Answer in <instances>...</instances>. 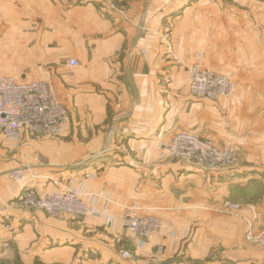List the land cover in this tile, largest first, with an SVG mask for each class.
I'll use <instances>...</instances> for the list:
<instances>
[{
	"label": "crops",
	"instance_id": "crops-1",
	"mask_svg": "<svg viewBox=\"0 0 264 264\" xmlns=\"http://www.w3.org/2000/svg\"><path fill=\"white\" fill-rule=\"evenodd\" d=\"M113 1L116 11L108 0H0L15 16L11 27L0 23L1 43L14 48L5 58L20 64L0 73L47 82L68 114L61 134L25 137L13 158L0 154V250L10 247L22 264H189L184 257L216 249L245 256V218L263 205L237 215L220 208L246 178L164 159L161 150L181 131L220 143L243 136L235 105L195 97L188 69L200 48L213 70L226 61L224 47L262 62L264 0ZM19 167L23 179L9 177ZM28 185L96 195L99 215L12 204ZM130 205L164 226L141 246L122 224Z\"/></svg>",
	"mask_w": 264,
	"mask_h": 264
},
{
	"label": "built area",
	"instance_id": "built-area-1",
	"mask_svg": "<svg viewBox=\"0 0 264 264\" xmlns=\"http://www.w3.org/2000/svg\"><path fill=\"white\" fill-rule=\"evenodd\" d=\"M107 5L113 11L117 4L110 0ZM77 65L76 59H71ZM189 86L196 96L218 99L231 96L235 84L225 75L204 68L195 63L189 70ZM68 114L65 106L56 98L49 84L43 80L18 79L0 73V134L7 139L20 140L24 133L41 136H55L62 133ZM161 157L196 163L204 168H216L233 162L234 150L229 147L219 149L212 140L181 131L163 144ZM26 167H19L9 172L12 179L24 176ZM96 195L90 200L77 188L63 191L42 193L35 186H26L15 200L21 207L42 209L49 214L73 213L77 215H99L93 208ZM234 207H237L235 205ZM107 214V210H105ZM123 226L136 235L137 244L144 245L157 232L164 229L161 220L151 214L140 212L136 205L127 207ZM247 239L255 240L264 248V229L256 233L248 220ZM161 251V248L159 249ZM125 258L136 259V254L128 248L122 250Z\"/></svg>",
	"mask_w": 264,
	"mask_h": 264
},
{
	"label": "rangeland",
	"instance_id": "rangeland-1",
	"mask_svg": "<svg viewBox=\"0 0 264 264\" xmlns=\"http://www.w3.org/2000/svg\"><path fill=\"white\" fill-rule=\"evenodd\" d=\"M14 19L15 16L10 10L5 12L0 11V23H5L6 27H11L14 24ZM3 33L4 31L0 29V36ZM237 34L238 32H234V35L238 36ZM169 42L167 46L169 49H172V43L171 41ZM3 44L4 43H1L0 41V72L5 73L4 69L15 68L16 65L20 64H16L14 61H8L5 58V53L14 52V48ZM200 49L203 50L202 48ZM221 49L225 53L224 58L226 61H216L217 67L214 70H210L225 75L235 84L233 95L222 96L218 99H211L208 97L196 96L194 93H191L199 99L206 98L213 101L222 99L231 105L234 104L235 107L233 115L237 116L238 120L236 121H238L241 126V133L243 131L244 133L242 134L243 136H236L235 139L227 143H220L213 138L199 137L206 140H212L214 145L219 149L231 147L235 152L233 162L223 164L214 169L228 167L232 170H236V173L241 176V178H246V182L241 181L240 187H232V200L230 202H226L220 209L224 213L237 215L240 213L239 211L243 209L242 207L252 209L253 206L257 207L258 205H263V208H261V211L258 210V214L254 213L253 215L247 213L253 221L249 217L245 218L247 223V230L245 232L247 252L245 256L232 254L229 257L226 255L223 257L224 255L216 249L207 258L202 260H196L188 256L184 257V259L186 262H189V264H264V248L259 246L255 240L247 239L248 220L252 224L256 233H259L264 229V48L262 62H255V56L253 54H245L244 52L246 48L224 47ZM201 50L198 51L197 60L191 65V67L195 63H201L204 68H207L203 62L205 57L204 51ZM190 68L188 69V72ZM244 113H246V117L243 116ZM243 126H245V129ZM25 137L30 138L42 136L24 133L20 140H14L7 139L0 134V149H2L0 151V154H2L1 157L6 158L7 160L13 158L16 145L21 144V141ZM237 170L241 171L237 172ZM22 179L23 177L18 180ZM16 199L17 197L12 201V204L15 206L19 208L32 209L28 207H21L15 203ZM235 205H237V207H234ZM175 260H179V258H176ZM0 264L22 263L19 259V255L15 256L10 247L2 245L0 250Z\"/></svg>",
	"mask_w": 264,
	"mask_h": 264
},
{
	"label": "trees",
	"instance_id": "trees-1",
	"mask_svg": "<svg viewBox=\"0 0 264 264\" xmlns=\"http://www.w3.org/2000/svg\"><path fill=\"white\" fill-rule=\"evenodd\" d=\"M37 264V263H36Z\"/></svg>",
	"mask_w": 264,
	"mask_h": 264
}]
</instances>
